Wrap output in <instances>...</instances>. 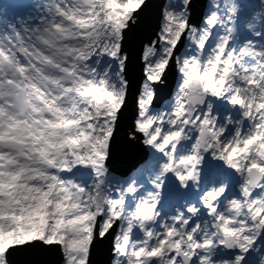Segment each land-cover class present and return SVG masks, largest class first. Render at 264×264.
<instances>
[{
    "label": "snow or ice",
    "instance_id": "snow-or-ice-1",
    "mask_svg": "<svg viewBox=\"0 0 264 264\" xmlns=\"http://www.w3.org/2000/svg\"><path fill=\"white\" fill-rule=\"evenodd\" d=\"M14 7L0 264H264V0Z\"/></svg>",
    "mask_w": 264,
    "mask_h": 264
},
{
    "label": "clouds",
    "instance_id": "clouds-1",
    "mask_svg": "<svg viewBox=\"0 0 264 264\" xmlns=\"http://www.w3.org/2000/svg\"><path fill=\"white\" fill-rule=\"evenodd\" d=\"M0 138H2V137H0Z\"/></svg>",
    "mask_w": 264,
    "mask_h": 264
}]
</instances>
